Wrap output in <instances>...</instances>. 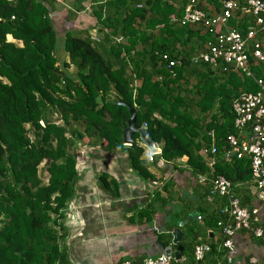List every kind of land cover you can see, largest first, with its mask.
Segmentation results:
<instances>
[{
  "label": "trees",
  "instance_id": "trees-1",
  "mask_svg": "<svg viewBox=\"0 0 264 264\" xmlns=\"http://www.w3.org/2000/svg\"><path fill=\"white\" fill-rule=\"evenodd\" d=\"M85 1L94 21L87 27L74 21ZM168 1L179 0H62L60 8L57 0H0V264H68L63 219L79 178L76 142L126 153L130 167L152 179L138 134L130 145L123 143L129 110L118 100L135 107V127L146 125L162 161L186 156L198 176L251 181L249 160L226 161L222 151L235 133L232 101L260 88L239 73L193 64L194 34L203 26L174 23ZM236 1L228 23L244 35L255 17L242 12L243 0ZM66 2L74 11H63ZM199 7L208 16L221 10L220 0H200ZM175 60L180 64L170 65ZM252 70L264 83V62ZM212 142L218 153L210 166L200 150ZM43 160L47 183L39 175ZM99 182L105 191L115 187L105 173ZM208 197L207 188L202 199ZM211 216L206 212L203 219ZM215 219L217 243L199 242L207 247L203 259L193 255L186 264H229L218 225L229 218Z\"/></svg>",
  "mask_w": 264,
  "mask_h": 264
},
{
  "label": "crops",
  "instance_id": "crops-1",
  "mask_svg": "<svg viewBox=\"0 0 264 264\" xmlns=\"http://www.w3.org/2000/svg\"><path fill=\"white\" fill-rule=\"evenodd\" d=\"M61 1L55 2L57 8L63 6ZM88 4V1L84 2L80 15L74 19L83 27L94 23ZM168 4L174 8L170 18L178 24L183 15V3L179 0L168 1ZM64 5L62 8L66 10L63 11H74L70 2ZM203 6L209 12L215 10L213 5L205 2ZM194 37L195 51L203 50L208 34L203 29ZM7 40L15 41L10 35ZM57 55L62 59L66 57L60 49ZM78 145L76 168L79 178L63 219L68 264H122L124 261L141 264L143 259L164 253L168 247L175 251L179 245L182 253L178 264H186L193 256L192 241L217 243L221 233L215 225V217L229 218L227 214L219 213L225 212L226 200L222 197H208L209 202L202 199V193L208 187L205 182H199L198 174L188 166L186 156L164 162L157 154L146 166L151 179L141 177L130 167L126 153L105 151L101 145ZM142 146L143 157L147 159L150 151ZM153 147L160 150L156 143ZM103 173L108 181L111 178L115 182V187L111 186L108 191L102 189L99 182ZM235 188L242 205L258 207V219L264 228V207L255 199L252 182L236 183ZM206 212H211L212 219H203ZM198 215H202L200 220ZM175 229L182 233L176 245L169 239ZM233 244L227 258L229 264H252V260L254 264H264V243L250 232L237 231Z\"/></svg>",
  "mask_w": 264,
  "mask_h": 264
},
{
  "label": "built area",
  "instance_id": "built-area-1",
  "mask_svg": "<svg viewBox=\"0 0 264 264\" xmlns=\"http://www.w3.org/2000/svg\"><path fill=\"white\" fill-rule=\"evenodd\" d=\"M183 15L178 24L202 25L209 38L203 50H198L191 57L193 64H207L213 68L221 67L223 71L239 73L244 77L254 80L260 88L257 92H241L231 103L233 112L234 134H229L225 139L222 157L226 161L246 158L249 160L251 182L254 188L255 199L264 207V83L261 78H256L252 70L254 64L264 62L262 43L258 35L264 38V1L243 0L242 12L254 15V23L246 28L244 35L229 25V20L235 17L238 9L236 0H220L221 10L208 16L200 7V0H183ZM209 1V0H208ZM53 16V14H51ZM91 39L98 41L94 34ZM118 40H121L118 39ZM163 58H167L163 55ZM179 65L178 60L170 61V65ZM212 136V133H210ZM155 152L148 154V160L153 161L160 153L156 147ZM201 154L206 157L210 166L216 161L218 150L211 143L209 148L203 147ZM199 182L209 181V197L219 194L226 199L225 212L229 216L226 223L218 222L222 226L224 240L222 246L228 251L234 247L233 236L237 231L248 230L254 237L264 243V229L258 219V207H246L241 204L235 191L236 184L224 176H214L207 179L204 175L198 176ZM200 220L201 216H197ZM205 244L195 245L194 259L201 261L206 252ZM173 255L164 253L143 259L141 264H173ZM178 261V260H177ZM255 261L252 260V264ZM122 264H132L124 261Z\"/></svg>",
  "mask_w": 264,
  "mask_h": 264
},
{
  "label": "water",
  "instance_id": "water-1",
  "mask_svg": "<svg viewBox=\"0 0 264 264\" xmlns=\"http://www.w3.org/2000/svg\"><path fill=\"white\" fill-rule=\"evenodd\" d=\"M118 104H124L129 110V118L126 121V126L123 128V143L125 145H130L132 143V135L134 133L138 134V139L142 145H144L150 152H155L156 150L153 147L152 138L146 128L145 124H142L140 128L135 127V116H136V109L135 107H131L125 103L117 101ZM196 216V215H194ZM181 232L175 229L172 234L169 236L172 244L176 245L177 242L180 240ZM182 253V247L179 245L176 247L175 251H172L171 247L165 249L164 254L173 255L175 260H179Z\"/></svg>",
  "mask_w": 264,
  "mask_h": 264
},
{
  "label": "rangeland",
  "instance_id": "rangeland-1",
  "mask_svg": "<svg viewBox=\"0 0 264 264\" xmlns=\"http://www.w3.org/2000/svg\"><path fill=\"white\" fill-rule=\"evenodd\" d=\"M94 33V32H93ZM92 35V34H91ZM62 51V49H60ZM61 64V62L59 63ZM70 71H74L72 68H69ZM56 116V115H55ZM54 117V115H53ZM58 124H61L62 123V120H59L57 121ZM29 134L31 135V132H29ZM79 142H76V146ZM77 153L79 152V146H77ZM39 175H40V178L42 179V181L44 183H47L48 182V172L46 171L45 169V166H44V160L41 162L40 166H39Z\"/></svg>",
  "mask_w": 264,
  "mask_h": 264
},
{
  "label": "clouds",
  "instance_id": "clouds-1",
  "mask_svg": "<svg viewBox=\"0 0 264 264\" xmlns=\"http://www.w3.org/2000/svg\"><path fill=\"white\" fill-rule=\"evenodd\" d=\"M154 149H155V147H154Z\"/></svg>",
  "mask_w": 264,
  "mask_h": 264
}]
</instances>
